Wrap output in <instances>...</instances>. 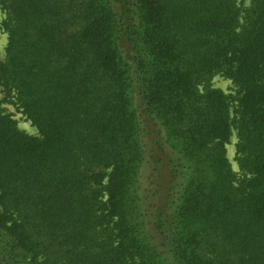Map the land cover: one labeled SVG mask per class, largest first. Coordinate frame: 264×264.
<instances>
[{
	"label": "trees",
	"instance_id": "1",
	"mask_svg": "<svg viewBox=\"0 0 264 264\" xmlns=\"http://www.w3.org/2000/svg\"><path fill=\"white\" fill-rule=\"evenodd\" d=\"M0 29V264H264V0H0Z\"/></svg>",
	"mask_w": 264,
	"mask_h": 264
},
{
	"label": "rangeland",
	"instance_id": "2",
	"mask_svg": "<svg viewBox=\"0 0 264 264\" xmlns=\"http://www.w3.org/2000/svg\"><path fill=\"white\" fill-rule=\"evenodd\" d=\"M238 2H241L243 6H248L250 0H237V3ZM6 42H7L6 33H4L2 29H0V60L3 59L4 57ZM211 84L214 87L220 88L225 93H231V94L235 93V87L233 83L229 79L219 74L213 76V78L211 79ZM2 96L3 94L0 92V98ZM2 106L5 107L6 111L10 113L12 118L16 120L17 125L20 129H22L23 131L29 134H33V135L38 134L36 127L31 124V122L26 118V116L14 104L2 102ZM235 142H236V137L235 134L233 133L230 142L226 145V149H227V156L231 163V167L238 174L239 169L235 161Z\"/></svg>",
	"mask_w": 264,
	"mask_h": 264
}]
</instances>
